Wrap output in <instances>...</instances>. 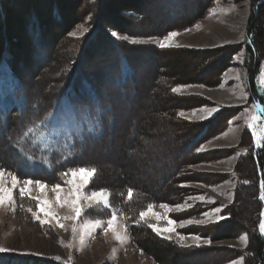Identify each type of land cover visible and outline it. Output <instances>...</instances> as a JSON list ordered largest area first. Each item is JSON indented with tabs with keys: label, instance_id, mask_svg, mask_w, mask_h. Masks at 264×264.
<instances>
[{
	"label": "rangeland",
	"instance_id": "1",
	"mask_svg": "<svg viewBox=\"0 0 264 264\" xmlns=\"http://www.w3.org/2000/svg\"><path fill=\"white\" fill-rule=\"evenodd\" d=\"M175 1L176 0H171V2H167L166 0H0V10L3 13H5L6 10L7 13L10 11L9 18L14 19L12 20L13 23L11 22L14 32L15 30L16 32L20 31L19 29L26 24L28 29L33 33L39 31L42 34L40 41L44 43L43 49H45L42 53L33 51L32 54L30 47L26 45L18 49L14 48V46L13 48L10 47L15 59L20 62V69H28L24 77H22L28 85H33V83H35L34 79H38L41 83L43 82L45 78L44 70L42 72L36 71L33 76H36V74L37 76L32 79L30 78L32 75L29 69L35 68L43 58L53 56L54 50L56 49L54 45L58 41L56 40L58 36L55 37L53 34L56 33L57 35L58 31L67 26L69 22L71 25L68 28L67 35L75 44L80 43V40L89 36L94 28L99 32L93 40H90L85 50L82 68L83 70L91 71L92 74L90 76L103 92L111 93L110 73H104L105 67L108 65L107 61L114 58V53L112 51L114 50L113 44L108 38L115 41L116 46L123 48L125 51L128 50L129 57H131L132 62H135L137 65L138 78L136 81L138 83H135V85L139 86L137 88L138 97L134 100L132 105L135 111H137L138 108L140 109L138 112L139 116L136 117L132 110L129 109V111H127L126 108H123L127 107L125 105L128 101L120 102L122 107H119V110H117L122 113V118L126 120L125 124L121 121V127L116 130L120 132V130L124 128L123 132H125V135L127 134V137L123 139H126V143L123 142L125 143V150L122 151L121 145H119L122 138L118 139L117 136L112 139L105 138L101 145H99V142L93 145V149L89 151V154L91 153L93 157V159H90V162L96 164L94 165V167L96 166L95 168L99 167L103 170L102 180L104 182H110L112 186H115V189L100 186L102 184L99 185V187L102 188L94 189V186L98 184V174H96L94 180L85 189L86 193L90 190L98 191L101 189H106L110 193H118L120 188H118L119 184H117V175L121 172H125V170H132L133 163L130 165L129 161H133L135 166L137 161L144 166V168L134 175V180L136 182H150L152 185L157 183L163 185V187L171 183L169 182L170 178L168 177V173L173 167L172 158L174 155L160 150V148H170L172 144H175V142L172 141L171 135L165 137L164 134V137H161L159 141L152 140L155 143L150 142L153 144H148L144 154L141 153L140 149H138V152L133 151L137 160L133 159V156H131V158H128V156L130 155V148L134 146L132 145L133 140L137 136L138 128L143 120L147 117L149 119H157L160 118V116H164L157 112V108L155 109L152 107L154 102L153 95L156 94V91H151L152 79L155 78L154 75H157L158 72L160 74L164 72L162 68L157 66L161 56L158 55L157 52H154L153 49L163 50L157 46V42L171 31L161 35L152 34L149 28L143 29L144 25H142V23H144V19H152L156 25L159 24V22L163 23L169 20L170 15L167 16L166 14L167 8H169L170 11L187 9V12L196 9L194 0L181 1L178 5L171 4ZM3 5L5 7L2 8ZM54 5L58 7L56 11L61 20L54 19V17L51 16ZM253 5L254 3L252 0H215L213 6L209 8V11L206 13V16L197 19V21L187 28L172 30L177 31L179 35L174 38L171 47L164 48V50L167 51L185 47L211 50L229 44L236 46L237 49L239 48L233 55L232 62L229 64L230 66L220 75L221 77L218 85L210 86L189 83L174 86L181 89L178 94L182 97H193L195 99L199 97L204 100L203 103L200 100H194L198 102L194 108L181 110L179 114L183 112V116H180L186 121L209 123V126L204 125L201 128L200 134L203 129H205L207 133L210 132L209 127L214 130L213 134L207 136L204 141L197 145L193 153L199 155L209 154L207 155V157H209L207 159L209 160H202L196 163L197 160L195 159V161H192V164L183 166L180 172V176L183 177L179 180L180 183L178 186L186 190H183L182 199H180L179 202H174V198L172 197H168L169 200L150 202L155 205L153 210L156 213L162 216L167 213L168 218L177 221L175 225L176 232L166 233V235L172 236V241L162 239L160 236H157L151 228L147 227L146 224L145 226L154 239L170 242L178 248L181 247L177 243V233L189 237L185 241V243L189 244L193 243L190 238L192 235H199L202 244L206 240H211V245L200 247L205 248L204 251L200 252L196 250L199 248L188 249L191 252L189 253L190 255L188 258L182 259L183 262L185 261L188 264H208L211 259L209 258L210 253L207 251L210 250L206 249L210 247L216 249L214 251L212 249L213 252H211V254L216 257L217 261L215 264H231L234 260L238 261V264H241L239 261L240 257H227L226 249H241L246 245L241 239V237L245 235L244 233L238 236L228 237L225 235L226 233L222 234L219 231L218 233L220 234H215L211 238L207 233L203 235L202 232H205L203 230H199L201 232L198 233L193 232L192 227L203 228L210 223L217 222V216L225 217V213H228V210L224 208L228 204H232L236 195L235 189L237 182L232 173L234 172L238 157L243 153V151L239 149L238 144L241 141L243 129L246 128V117L253 113L264 117V113L260 112L258 108L253 107L254 103L261 106H263L262 103L264 104V85L261 83V80H264V57L258 62L259 67L254 72L255 76L252 78L255 80V88H257L260 97L259 99L254 98L249 102V97L252 96L251 83L249 81L251 74L246 62L247 51L245 50V43L247 41V32H249L251 15L254 14V10H256V8L253 9ZM131 9H134V11ZM138 12L140 13L138 14ZM33 13L38 16L41 15L40 17H47L49 15V17L51 16V20H49L48 17L46 18V24L41 23L38 26L37 20L35 21V19L32 18ZM186 29H188V31H186ZM105 36H107V38ZM133 40H135L136 43H133ZM152 51L154 53H151ZM65 53H67V51H64V54ZM39 58H41V60H38ZM220 59L221 58H219V60ZM209 62L208 65L210 64V67L215 68L217 66V58H213ZM113 65L114 62L112 66ZM198 74L203 78L204 72L201 71ZM34 88H36L35 84L33 86V89ZM152 92L153 95L151 94ZM245 94L246 98H242L245 97ZM211 109H216V111L209 116L208 110ZM245 109H248V111L245 112ZM67 119L68 117L65 118V121ZM71 120L64 122L62 128L52 133L47 132L40 135L37 138V142L42 145L43 148H49V143L58 140L61 136L70 138L72 133ZM257 123L260 124L261 122L258 121ZM157 128L160 129V127ZM159 129H157V131H159ZM249 131L251 132V130ZM201 136L204 135L201 134ZM4 138H7L5 130L2 131V139L0 138V149L2 152L5 150L10 152L8 147H5V143L8 145V142L7 140L4 141ZM145 142L149 141L146 140L143 143L145 144ZM253 142L255 147H257L254 138ZM201 147L204 148V151H197V149ZM182 153L183 155H179V158L189 157L186 149ZM213 156L215 157L213 158ZM184 172L185 174L183 175ZM198 174H208L209 179L204 182L196 178ZM215 175H217V177H215ZM218 177H221V179ZM33 180H40L49 186V188L45 190L44 197L50 201L55 199L54 194L50 191V186L60 183L61 186L65 188V191L67 190V186L62 179H60V182L56 183L50 182V180L45 178ZM8 186H11L10 183ZM14 195L16 199V204L14 206H0V246L14 249V251L10 253L25 256H42L53 260L55 263L58 262L57 264H159L152 255L135 243L129 229V215L123 213V210L119 208L116 214L118 216V231L126 236L123 242L115 240L111 232L105 235L102 229H96L91 236H88L84 227L89 221H94L95 219L104 221V226L106 227V221L111 215V209H107L109 213L106 214V217L100 212L99 218L91 216L89 211L92 210L96 212L103 210L105 209L103 206L95 205L91 208L86 207L84 215L78 221H60V223L66 226L65 229L59 226L56 219L52 217L45 218L43 213L39 214L40 219H35L33 217V212L37 211V202L27 197L21 199L18 195V189L15 191ZM40 195L41 193L38 191L33 192V196ZM183 195H185L184 198ZM201 196L204 197L203 200L189 199L190 197L195 198ZM186 200L187 204L191 205V207H186L185 211H177L174 209L176 204H184ZM161 204H168L173 210L167 211L162 209L160 207ZM147 205L146 203V206ZM51 207L57 214V217H64L70 214L69 209L66 207H60L56 204H52ZM29 208H32L33 212L28 211ZM215 208H221V212L219 214L214 213ZM205 212L212 213L210 219L202 215ZM262 212H264V204ZM41 219H47L48 223L42 225L40 223ZM188 219L202 220L204 223L186 225L181 228L179 226V221ZM149 220L151 223H157L156 219L153 217H149ZM74 223L78 229L75 237L72 232ZM159 225L161 227L167 226L166 220H160ZM80 235L85 236V243L83 246L80 244ZM61 241L63 243H61ZM56 257L60 259L57 260L55 259ZM70 257L71 259H69Z\"/></svg>",
	"mask_w": 264,
	"mask_h": 264
},
{
	"label": "trees",
	"instance_id": "2",
	"mask_svg": "<svg viewBox=\"0 0 264 264\" xmlns=\"http://www.w3.org/2000/svg\"><path fill=\"white\" fill-rule=\"evenodd\" d=\"M166 1L171 2V0ZM181 1L186 0H176L171 4L178 5ZM194 1L196 9L189 12H187V9L171 10V12L167 8L166 14L167 16L170 15V18L163 23L159 22L156 25L152 19H144L143 29L149 28L152 34L161 35L172 30L187 28L197 19L206 16L209 8L215 2V0ZM252 2L254 3L253 9L256 8V10L251 15L245 43L246 62L251 74L249 81L252 96L249 97V102L260 97L257 88H255V80L252 78L259 67L258 62L264 57V0H252ZM53 8L51 16L59 20L60 16L56 11V8L58 9L57 5H54ZM131 10L134 11V9ZM9 13L10 11L7 13L6 10L3 13L0 10V138L2 139V131L5 130L7 138L3 140H7L8 145L5 143V147L10 150V152L7 150L2 152L0 149V168L13 172L21 178H45L56 183L60 182V173L67 171L68 168L94 167L96 164L90 162L93 157L91 153L89 154V151L93 149V145L99 142V145H101L105 138L112 139L117 136L118 139L122 138L119 145L124 151L126 139H123L127 137V134H124V128L120 132L116 131L121 127L120 120L122 121L120 119L122 113L117 111L119 107H122L120 102L128 101L125 105L127 107L123 108H126L127 111L131 108L136 117L139 116L138 112L140 110L138 108L136 112L132 105L138 97L137 85H135V83H138L136 81L138 72L137 65L132 62L128 50L125 51L123 48L116 46L115 41L108 38L113 44L114 50L112 51L115 61L113 59L107 61L108 65L104 71L106 74L110 73L111 93L103 92L90 76L91 71L82 68L85 50L90 40H93L99 32L93 27L94 30L89 36L80 40V43L75 44L67 35L68 28L71 25L69 22L67 26L58 31L57 35L56 33L53 34L59 38H56L58 41L54 45L56 49L53 56H47L42 60L39 58L40 63L35 68L29 69L32 75L30 78L32 79L37 76V74L33 76L36 71L42 72L44 70L45 78L43 82L34 79L35 83L28 85L22 78L28 69H20V62L15 59L10 47L13 48L14 46L18 49L26 45L30 47L32 54L33 51L42 53L45 50L43 49L44 43L40 41L42 34L39 31L33 33L26 24L19 29L20 31L16 32L15 30L14 32L11 25L14 19L9 18ZM40 16L35 13L32 15V18L35 21L37 20L38 26L41 23L46 24V18L49 17V15L47 17ZM51 16L49 20H51ZM105 37L107 38V36ZM153 50L161 56L157 66L162 68L164 72L161 74L158 72L157 75H154L155 78L152 79L151 91H156L154 95L153 92L151 93L154 99L152 107L157 108V112L164 116L157 119L147 117L143 120L138 131L136 130L138 133L136 132L137 136L134 140L132 136V145L134 146L130 148L128 158L133 156V159L137 160L133 151L138 152V149H140L141 153L144 154L148 144H153L150 143L154 142L152 140L159 141L161 137H164V134L165 137L171 135L175 144H172L170 148H160L162 152L166 151L168 154L174 155L172 158L173 167L168 173L169 182L171 183L163 187V185L157 183L152 185L150 182H136L134 175L144 166L138 161L136 166L133 161H129L130 165L133 163V168L132 170L124 169L125 172L117 175V184H119L118 188L120 190L116 189L119 190L118 193L111 192L110 201L113 208H119L123 210V213L129 215V229L135 243L152 255L155 261L159 264H188L182 261L183 258H188L190 255L191 252L188 249L178 248L170 242L154 239L145 224H137L136 220L139 218V213L145 208L146 203L169 200L168 197L174 198V202H179L182 199L184 190L183 187L178 186L179 180L183 177L180 176L183 166L192 164L195 159L197 160L196 163L209 160L207 159L209 154L199 155L193 153L197 145L204 141L207 136L213 134L214 130L209 127L210 132L207 133L203 129L201 134L204 136H201L199 133L201 128L204 125L209 126V123L186 121L179 114L181 110L194 108L198 104L194 100H200L202 103L204 100L199 97H196V99L182 97L178 93L172 92L171 89L175 85L189 83L218 85L220 75L230 66L232 57L239 48L237 49L236 46L229 44L211 50H202L195 47H185L172 51L155 48ZM64 51H67V53L64 54ZM213 58H217L215 68L210 67V64L208 65ZM219 58L221 59L219 60ZM113 62L114 65L112 66ZM201 71L204 72L203 78L198 74ZM34 84L36 88L33 89ZM262 105L264 107L263 103ZM66 117H68L66 121L72 119L70 138L61 136L58 140L49 143V148H43L37 142V138L41 133H52L62 128L64 122H66ZM124 121L126 120L124 119ZM157 127H160V129ZM28 128H34L36 134L30 133L29 136L22 139V133L27 131ZM146 140L149 142L144 144L143 142ZM261 143L264 144V140ZM238 147L243 153L238 157L232 173L237 182L236 195L232 204H228L224 208L228 210V213H225L226 219L210 223L203 228L192 227V231L198 233L201 232L199 230H203L205 232H202V234L207 233L211 238L213 235L220 233H226L225 235L228 237L238 236L242 233L247 234L249 242L241 249H226L227 257H244L243 264H264V236H261L259 232V222L262 219L260 214L264 204V200L260 199L262 194L260 183L264 180V147H255L252 134L247 128L243 129ZM185 149L189 157L179 158V155L182 156ZM28 157H32V159L29 160ZM58 160L59 162H57ZM49 164H51V167H49ZM97 168L99 169L97 173L98 184L94 186V189L104 186L115 189V186H112L110 182L102 180L103 170ZM207 175L198 174L196 178L206 182L209 179V175ZM218 178L221 179V177ZM246 180L249 183H244ZM99 185L102 187H99ZM129 188L134 193L130 201L127 198ZM89 212L91 216L99 218L100 212L105 217L109 213L107 209L96 212L91 210ZM219 231L220 233H218ZM212 249L211 247L206 249L210 250L207 251L210 253L209 258L211 259L208 264H215L217 261L216 257L211 254L216 249H213V251ZM196 250L201 252L205 248ZM57 263L42 256L0 253V264Z\"/></svg>",
	"mask_w": 264,
	"mask_h": 264
},
{
	"label": "snow or ice",
	"instance_id": "3",
	"mask_svg": "<svg viewBox=\"0 0 264 264\" xmlns=\"http://www.w3.org/2000/svg\"><path fill=\"white\" fill-rule=\"evenodd\" d=\"M86 30V29H85ZM188 31V29H186ZM74 35V33H73ZM179 35L177 31H171L166 36L161 38L157 42V46L161 49L169 48L172 46V41ZM136 43L135 40L132 41ZM238 78V77H237ZM262 85H264V80H261ZM181 89L179 87H174L171 89L172 92L178 93ZM246 98V94L245 97ZM254 108H258L260 112L264 113V107H260L258 104H253ZM216 109L208 110V115L211 116ZM248 109H245L247 112ZM183 116V112L180 113ZM246 128L251 130L252 136L256 141L257 147H264V144L261 143L264 140V117L257 115L256 113L251 114L250 116L246 117ZM260 121L261 123L258 124L257 122ZM32 133L35 135L34 128H28L27 131L22 133L21 138L29 136ZM43 135V133H41ZM35 143V141H34ZM197 151H204V148L201 147L197 149ZM246 154V153H245ZM28 159H32V157H28ZM59 162V160L57 161ZM51 167V164H49ZM98 173V169L95 167H73L68 168L67 171L61 172L60 177L63 180L64 184L67 186V190L61 186L60 183L54 184L50 186V191L54 194L55 199L53 201L48 200L44 197L45 190L49 188V186L43 183L40 180H33L31 178H20L13 172H6V170L0 168V206H14L16 204L15 199V191L18 189V195L21 199L27 197L31 200L36 201V209L37 211L33 212L32 208H29L28 211L33 212V217L35 219H40L39 214L43 213L44 217H52L56 219L59 223L61 228H65L66 226L63 223H60L61 220H72L74 222L78 221L85 213V208H91L95 205H101L105 209H111V215L106 221V227L104 226V221L101 219H95L94 221H89L84 227L87 231V235L91 236L92 233L96 229H102L104 234L111 232L114 236V239L123 242L126 239V236L121 234L118 231V216H117V209L113 208L110 201L111 193L108 192L106 189L101 190H90L89 192H85V189L88 185L94 180L96 174ZM10 183V187L8 186ZM244 183H249V181H244ZM260 188L262 190V194L260 196L261 200H264V180L260 183ZM38 191L41 193L40 196H33V192ZM133 190L131 188L128 189L127 198L130 201L133 198ZM189 199H200L203 200L204 197H190ZM86 202V203H82ZM214 203V201H213ZM56 204L60 207H66L69 209V215L64 217H57V214L52 210L51 205ZM155 205L149 203L144 210L139 213V218L136 220L137 224L144 223L147 227L151 228V230L156 233L157 236H160L164 240L172 241L171 235H166V233H175L176 228L175 225L177 224L176 220L170 219L167 217V213L163 216L156 213L154 209ZM160 207L167 211H172L173 208L168 204H161ZM186 207H191V205L187 204V200L184 204H176L174 209L177 211H185ZM221 212V208H215L214 213L219 214ZM205 218H211L212 213L205 212L202 214ZM262 219L259 222V232L261 236H264V212L261 214ZM149 217H153L156 219L157 223H151ZM166 220L167 226L161 227L159 225L160 220ZM226 217L224 216H217V222L219 220H224ZM40 223L43 225L48 223L47 219H41ZM204 223L202 220L197 219H188L179 221V226L181 228L185 227L186 225L191 224H201ZM77 227L74 223L72 228L73 235L77 234ZM126 231V226H125ZM178 241L177 243L181 248H200L204 245H211V240H206L201 243V237L199 235H192L190 238L193 243H185V241L189 238L187 236L181 235L177 233ZM244 244L249 242V238L247 234L241 237ZM61 243H63L61 241ZM85 243V236L80 235V244L83 246ZM14 249L0 246V253H10L13 252ZM21 254H28V253H21ZM55 259L59 260V257ZM71 259V257L69 258ZM244 257H240L239 261L242 264ZM231 264H238V261L234 260Z\"/></svg>",
	"mask_w": 264,
	"mask_h": 264
},
{
	"label": "bare ground",
	"instance_id": "4",
	"mask_svg": "<svg viewBox=\"0 0 264 264\" xmlns=\"http://www.w3.org/2000/svg\"><path fill=\"white\" fill-rule=\"evenodd\" d=\"M3 2H4V1H3ZM4 7H5V6H4ZM2 8H3V6H2ZM57 10H58V9H57ZM68 10H69V9H68ZM39 11H40V10H39ZM107 16H108V15H107ZM43 26H44V25H43ZM111 26H112V25H111ZM25 61H26V60H25ZM138 87H139V86H137V88H138ZM140 87H141V86H140ZM133 102H134V101H133ZM131 106H132V105H131ZM131 106H130V107H131ZM130 109H131V108H130ZM131 110H132V109H131ZM136 110H137V109H136ZM132 111H133V110H132ZM137 111H138V110H137ZM137 111H136V112H137ZM120 119H122V121H124V119H123L122 117H121ZM120 122H121V120H120ZM124 122H126V121H124ZM124 122H123V123H124Z\"/></svg>",
	"mask_w": 264,
	"mask_h": 264
}]
</instances>
